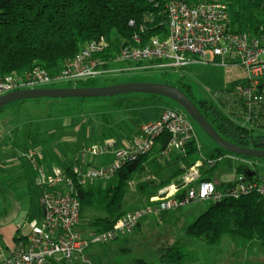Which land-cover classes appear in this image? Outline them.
Wrapping results in <instances>:
<instances>
[{
	"label": "trees",
	"instance_id": "1",
	"mask_svg": "<svg viewBox=\"0 0 264 264\" xmlns=\"http://www.w3.org/2000/svg\"><path fill=\"white\" fill-rule=\"evenodd\" d=\"M204 1L222 2L227 6L230 15L228 32L264 38V0ZM169 2L170 0H0V82L7 76H24L38 68L54 76L61 71L64 63L75 59L85 47L101 38L109 43L108 56L119 54L122 48L132 43L135 35L142 39L143 45L155 37L166 38ZM114 81L115 79L109 84L103 83V86L99 81H90L78 87H106L114 85ZM239 83L240 80L230 82L224 90L214 95L215 98L198 101L190 86L168 81L164 84L184 92L223 140L241 148L264 151V104L260 109L255 108L258 109L257 114H249L254 117L249 121L243 100L233 95ZM260 91L264 95V82ZM149 98L153 104L163 100L156 96ZM70 100L21 101L1 109L0 117L11 110L13 123L16 124L20 121L60 119L80 113L77 112L79 105L85 100L72 99L76 101L72 104L69 103ZM27 106H44L46 110L31 113ZM52 107L58 111L51 114L49 110ZM246 118L248 123L243 127ZM169 139V136L160 139L151 155L124 165L106 185L98 182L77 189L82 205L81 216L88 209L105 214V217L95 219V233L112 231L116 221L129 212L150 205V199L157 196L160 190L173 183L180 185L179 179L184 174L180 159L175 155L169 160L160 158ZM187 149L188 162H192L198 155L197 146L194 142L189 143ZM202 152L207 160L227 153L217 146L212 151L202 148ZM251 160L264 164V160ZM233 171L253 180L244 167H238L228 160L214 167H205L201 171V181L212 182L218 189H227L229 185L222 182L221 175L231 174ZM255 172L259 173V167ZM68 175L75 178L72 174ZM130 183L135 184L134 194L131 195L142 203L141 207L127 208ZM40 191L42 194L41 189ZM184 195L185 192L182 191L178 197ZM182 209L184 207L152 218L157 225H161V222L166 224ZM42 218V206L31 205L27 223L37 226ZM141 223L132 234L136 233ZM187 224L184 227L186 239L183 242L176 241L162 246L155 255V262L139 259L134 264H199L196 246L204 241L211 247L221 246L230 240L238 242L244 248L253 247L256 241L264 245V199L257 194H249L238 199L227 198L217 204L207 203L205 211L191 224ZM24 235L18 236L17 242ZM130 237L123 241L127 242ZM74 262L75 260L61 264Z\"/></svg>",
	"mask_w": 264,
	"mask_h": 264
},
{
	"label": "built area",
	"instance_id": "2",
	"mask_svg": "<svg viewBox=\"0 0 264 264\" xmlns=\"http://www.w3.org/2000/svg\"><path fill=\"white\" fill-rule=\"evenodd\" d=\"M167 14L166 38L155 37L143 45L142 39L135 35L132 43L115 56H108L109 43L101 38L85 47L75 59L64 63L61 71L54 76L40 68L24 76H7L0 82V97L24 90L78 87L85 82L109 80L140 71L177 73L192 65L216 61L223 67L241 70L243 77L239 79L241 83L233 95L243 100L248 116L250 113L257 114L264 104V95L260 91L264 82V38L228 32L230 15L222 2L170 0ZM126 62H132L135 67L125 69L117 66ZM250 118L254 117L249 116V121ZM165 136L170 139L160 158L169 160L175 155L180 159L184 169L180 185L160 190L157 196L150 199V205L129 212L116 221L112 231L82 237L77 230L82 217L77 189L98 182L106 185L124 165L151 155ZM193 142L198 155L188 162L187 147ZM84 153H112L114 163L101 168L83 167L73 178L56 166H45L42 163L43 153L39 150H29L23 155L35 172L36 186L42 190L44 215L37 226L28 223L17 226V232H21L23 227H27L28 232L16 243L10 257L0 264L72 263L77 257L84 256L91 245L106 246L127 237L144 219L163 212L194 203L217 204L227 198L238 199L249 194H257L264 199L262 175L250 180L236 171L223 174L221 180L229 185L227 189H218L212 182L201 181V171L205 167L230 160L252 173L258 163L228 152L207 160L203 156L194 122L183 111L173 108H164L157 121L142 125L139 135L131 142L120 146L108 141L101 147L84 149ZM129 185L133 189L134 183ZM182 191L185 195L178 197Z\"/></svg>",
	"mask_w": 264,
	"mask_h": 264
},
{
	"label": "crops",
	"instance_id": "3",
	"mask_svg": "<svg viewBox=\"0 0 264 264\" xmlns=\"http://www.w3.org/2000/svg\"><path fill=\"white\" fill-rule=\"evenodd\" d=\"M208 64L219 65L214 61ZM194 66L201 65L189 67ZM186 68L182 69V72ZM224 68L234 75H236L235 72L242 75L240 69ZM240 76H236V79L225 80V86L239 80ZM139 105L136 104V108ZM155 105L159 109L158 117L153 121L145 122H141L136 116L139 113L136 108L120 110L113 106L107 108L109 112H80L76 115L42 123L27 121L14 124L12 117L7 115L0 117V262L10 257L18 236L28 232L27 227H23L21 232H17V226L27 223L31 205L42 206V194L34 182L35 172L23 155L29 150H39L43 153L42 163L45 166H56L67 176H69L68 174L75 176V173L83 167L110 166L114 163L112 153L105 155L82 154L83 150L94 146L101 147L108 141L116 142L120 146L131 142L139 135L142 125L157 121L162 110L168 108L164 107L161 101ZM142 106L144 111L151 110V107H146L143 104ZM180 111L183 110L180 109ZM105 113L110 115L109 120ZM215 148L216 146L210 149L214 150ZM249 174L253 178L260 176V173L257 172ZM172 185L176 184L173 183L167 187ZM134 186L129 190L130 195L134 194ZM99 215L105 217L103 213H99ZM82 225L85 226V223L82 222ZM79 227L78 231L81 230Z\"/></svg>",
	"mask_w": 264,
	"mask_h": 264
},
{
	"label": "rangeland",
	"instance_id": "4",
	"mask_svg": "<svg viewBox=\"0 0 264 264\" xmlns=\"http://www.w3.org/2000/svg\"><path fill=\"white\" fill-rule=\"evenodd\" d=\"M191 1H204V0H191ZM118 67L129 68L135 67L132 62H126L117 65ZM232 75L230 76L229 75ZM229 72L224 67L219 65H201L189 67L184 70V72H170L162 73L156 71H140L132 74L121 75L113 77L104 83V80H100V84H109L113 79L114 85L127 82H148V83H165L172 82L173 84L182 83L191 87L194 98L198 100H210L218 92H221L226 88L225 80L236 79L239 77L240 73ZM243 77V74L240 76ZM240 78V79H241ZM102 81V82H101ZM103 84V85H104ZM102 85V86H103ZM150 96L143 94H130L125 96H117L113 98L106 99H87L81 105H79L77 112H109L107 108L112 106L115 108H120V110H128V108H136L139 113L136 115L139 117L141 122L153 121L158 117L159 109L156 105L150 101ZM69 103H76L74 100H70ZM161 104L164 107L173 108L175 110H180L175 103L163 99ZM113 104V105H112ZM142 104L146 107H151L144 111L141 107ZM166 104V105H165ZM132 106V107H131ZM31 113H35L38 110H46L44 106H27ZM53 109V110H52ZM51 114L55 113L53 111H58V109L51 108L49 110ZM53 112V113H52ZM107 115L108 120L111 118L109 114ZM11 116V110H7L3 116ZM13 119V117H12ZM54 120V119H51ZM48 120H34L36 123L49 122ZM22 122V121H20ZM19 122V123H20ZM27 121L23 122L26 123ZM196 132L203 149L210 150L211 147H215V143L197 126ZM259 167L260 175L264 176V164L256 161ZM222 170H220V173ZM219 174V172H218ZM132 192V191H131ZM127 208H138L142 206V203L136 201L134 197L130 194L127 196ZM129 206V207H128ZM207 208V203L200 204L194 203L184 209L177 211L172 219L168 220V223H160L157 225L154 218H146L142 221L140 228L136 233L131 234L127 242L118 240L115 243L112 242L109 245H91L84 256L77 257L73 264H134L139 259H144L147 261H154L156 254L162 246L175 243L176 241L183 242L186 238V232L184 230L185 223L191 224L197 217H199ZM86 219H85V218ZM101 217L98 212L94 210H86L81 219V230L78 233L85 238L90 237L95 233L93 223L95 219ZM85 223V226L82 225ZM79 227V228H80ZM134 232V231H133ZM194 242L192 243V246ZM199 252V264H264V245L256 241L253 247L244 248L235 241H227L221 246L211 247L208 245L207 241L203 243H198L196 246Z\"/></svg>",
	"mask_w": 264,
	"mask_h": 264
},
{
	"label": "water",
	"instance_id": "5",
	"mask_svg": "<svg viewBox=\"0 0 264 264\" xmlns=\"http://www.w3.org/2000/svg\"><path fill=\"white\" fill-rule=\"evenodd\" d=\"M130 94H143L167 99L180 107L218 148L244 158L264 160L263 150L241 148L223 140L184 92L176 87L163 83L127 82L106 87H65L24 90L1 96L0 110L13 103L26 100L106 99Z\"/></svg>",
	"mask_w": 264,
	"mask_h": 264
}]
</instances>
